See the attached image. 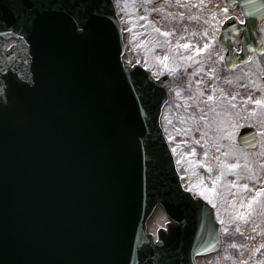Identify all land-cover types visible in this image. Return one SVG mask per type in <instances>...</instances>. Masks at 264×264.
Listing matches in <instances>:
<instances>
[{
    "label": "water",
    "instance_id": "water-1",
    "mask_svg": "<svg viewBox=\"0 0 264 264\" xmlns=\"http://www.w3.org/2000/svg\"><path fill=\"white\" fill-rule=\"evenodd\" d=\"M257 3H242L251 21ZM9 10L0 31L24 36L33 83L0 82V264H196L218 251L213 212L183 190L162 137L166 83L124 66L112 1L0 0ZM236 29L221 36L230 68L252 51L235 53ZM255 138L239 135L245 147ZM158 203L178 224L155 243L146 222Z\"/></svg>",
    "mask_w": 264,
    "mask_h": 264
},
{
    "label": "rangeland",
    "instance_id": "rangeland-1",
    "mask_svg": "<svg viewBox=\"0 0 264 264\" xmlns=\"http://www.w3.org/2000/svg\"><path fill=\"white\" fill-rule=\"evenodd\" d=\"M116 1L120 4L124 28L131 32L126 60L128 58L150 66L158 74L175 68L173 62H166L161 67L162 71L157 66L158 54L170 56L166 49L170 45L169 40L178 38L181 42L194 41L192 43L198 51L210 39L215 46L219 21L230 14L228 10L225 11L223 0H190L184 5H178L177 2L172 4V0H166V5L159 10L153 8V3L157 0H140L142 5L135 3V7L128 6V0ZM204 16L212 19L211 27L200 19ZM163 31L166 34H175L165 37ZM172 51L175 52L174 47ZM212 57L214 59L206 62L204 66L207 71H216L221 75L210 76V80L205 82L203 77L196 79L194 74L186 80V87L191 90L188 101L175 93L173 98H176L179 106L188 105L190 102L195 105L193 101H198L199 107L195 105V108L201 121V114L206 116L209 112L201 103L217 89L220 92L217 98L220 101L219 107L223 104L224 96L232 99V108L226 113L227 122L225 118L223 124L218 120L217 125L211 121L204 125L202 121L203 128H198L197 131L184 113L176 114L172 101L163 115L164 128L172 148L177 153L188 181L187 185L196 189L195 193L202 195L211 204H216L218 219L223 225L226 239L223 251L200 259L201 264H264V194L260 195L264 189V89L261 86L264 59L233 74H222L219 66L221 58L215 54ZM164 60L159 57V62L165 63ZM242 73H250L248 85L240 82ZM210 81L220 83L221 86ZM256 92L258 97L255 98L253 95ZM255 99L259 100L257 105ZM180 110L187 111L182 108ZM247 124L259 130V147L248 152L236 147L235 143L239 130ZM245 171H251L249 177L243 176L245 174L242 172L246 173ZM240 177V182H236ZM226 193L229 195L226 196ZM162 216L161 212L152 219V231L165 220Z\"/></svg>",
    "mask_w": 264,
    "mask_h": 264
},
{
    "label": "flooded vegetation",
    "instance_id": "flooded-vegetation-1",
    "mask_svg": "<svg viewBox=\"0 0 264 264\" xmlns=\"http://www.w3.org/2000/svg\"><path fill=\"white\" fill-rule=\"evenodd\" d=\"M234 9H235V10H239V8H237V7H236V8H234ZM240 14H241V13H240ZM241 21H244V20H243V19H241ZM262 30H263V33H264V25H263V29H262Z\"/></svg>",
    "mask_w": 264,
    "mask_h": 264
},
{
    "label": "snow or ice",
    "instance_id": "snow-or-ice-1",
    "mask_svg": "<svg viewBox=\"0 0 264 264\" xmlns=\"http://www.w3.org/2000/svg\"><path fill=\"white\" fill-rule=\"evenodd\" d=\"M225 11H227V9H225ZM257 103H259V102L257 101Z\"/></svg>",
    "mask_w": 264,
    "mask_h": 264
}]
</instances>
